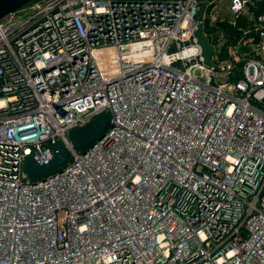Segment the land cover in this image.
<instances>
[{
  "label": "built area",
  "instance_id": "built-area-1",
  "mask_svg": "<svg viewBox=\"0 0 264 264\" xmlns=\"http://www.w3.org/2000/svg\"><path fill=\"white\" fill-rule=\"evenodd\" d=\"M218 1L31 0L0 19V264H264V0H229L231 18ZM56 142L67 161L29 177Z\"/></svg>",
  "mask_w": 264,
  "mask_h": 264
},
{
  "label": "water",
  "instance_id": "water-1",
  "mask_svg": "<svg viewBox=\"0 0 264 264\" xmlns=\"http://www.w3.org/2000/svg\"><path fill=\"white\" fill-rule=\"evenodd\" d=\"M31 0H0V19L5 15L17 10ZM198 42L202 48L204 63L209 64L210 48L206 39L201 35L200 26L196 30ZM109 122V114L101 112L91 118L82 126L73 128L69 132V140L77 149H84L95 138L102 134ZM52 158L47 164H38L32 156L26 158L24 164L25 173L31 178H44L47 174H51L55 170H59L68 159V150L60 142L49 145Z\"/></svg>",
  "mask_w": 264,
  "mask_h": 264
},
{
  "label": "rangeland",
  "instance_id": "rangeland-1",
  "mask_svg": "<svg viewBox=\"0 0 264 264\" xmlns=\"http://www.w3.org/2000/svg\"><path fill=\"white\" fill-rule=\"evenodd\" d=\"M228 3L229 0H219L214 4L213 8L210 10V15H218L219 17L231 18V15L227 10Z\"/></svg>",
  "mask_w": 264,
  "mask_h": 264
}]
</instances>
